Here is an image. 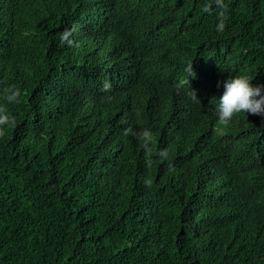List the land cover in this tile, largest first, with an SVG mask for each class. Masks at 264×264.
Instances as JSON below:
<instances>
[{"label": "trees", "instance_id": "obj_1", "mask_svg": "<svg viewBox=\"0 0 264 264\" xmlns=\"http://www.w3.org/2000/svg\"><path fill=\"white\" fill-rule=\"evenodd\" d=\"M203 3L0 0V264H264V0Z\"/></svg>", "mask_w": 264, "mask_h": 264}, {"label": "clouds", "instance_id": "obj_2", "mask_svg": "<svg viewBox=\"0 0 264 264\" xmlns=\"http://www.w3.org/2000/svg\"><path fill=\"white\" fill-rule=\"evenodd\" d=\"M201 11L206 14L218 16L217 30L223 32L226 24L224 21L227 12L225 0H204ZM97 32V31H96ZM112 34L116 32L110 30ZM70 33L61 37L62 42L68 39ZM70 42V41H69ZM185 71L189 75L195 76L192 63L188 64ZM222 84L223 94L219 97L217 106V117L222 123H229L238 114H255L264 117V84H253L252 78L245 75L230 76L218 82V87ZM18 90H9L7 100L10 103L17 102L19 98ZM8 117H0V125L11 123Z\"/></svg>", "mask_w": 264, "mask_h": 264}]
</instances>
